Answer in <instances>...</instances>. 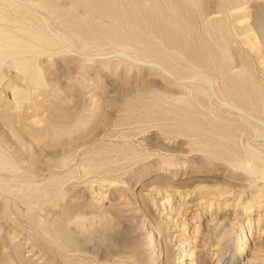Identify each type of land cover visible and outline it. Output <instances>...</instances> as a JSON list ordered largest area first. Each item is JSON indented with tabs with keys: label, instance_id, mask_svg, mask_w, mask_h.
<instances>
[{
	"label": "rangeland",
	"instance_id": "1",
	"mask_svg": "<svg viewBox=\"0 0 264 264\" xmlns=\"http://www.w3.org/2000/svg\"><path fill=\"white\" fill-rule=\"evenodd\" d=\"M247 10L251 42L237 38L232 47L264 87V0ZM90 51L40 55L46 84L21 106L12 87L29 89V79L11 59L1 67L0 151L18 168L0 170L10 186L1 191L0 182V264H264V179L191 155L183 135L133 122L129 85L149 79L160 87L162 77L148 66L130 77L111 72L100 62L116 57ZM242 139L264 151V136ZM127 145L142 154L90 166ZM40 221L63 227L68 247Z\"/></svg>",
	"mask_w": 264,
	"mask_h": 264
},
{
	"label": "bare ground",
	"instance_id": "2",
	"mask_svg": "<svg viewBox=\"0 0 264 264\" xmlns=\"http://www.w3.org/2000/svg\"><path fill=\"white\" fill-rule=\"evenodd\" d=\"M249 1L0 0V83L6 78L1 67L11 59L33 85L26 90L17 84L12 87L21 106L32 91L45 86L36 61L50 51L69 52L73 57L77 51L90 56L88 51L95 50V55L114 56L112 64L110 59L101 65L114 73L123 68L127 77L136 69L140 75L143 66H148L165 85L159 87L149 79L129 85L134 98L127 108L137 112L133 122H151L164 132L183 135L191 140V155L223 159L264 179V151L250 142L242 143L245 132L264 136V130L256 126L258 115L264 116V87L247 63L236 60L232 47L237 38L251 42ZM136 147L107 152L94 158L90 166L125 159L139 150ZM3 153L0 170H16L17 165ZM16 181L20 184L22 180ZM0 182L1 191L10 188L7 178L0 177ZM42 190L46 196L53 189ZM40 224L68 247L63 227ZM215 264L228 262L222 257Z\"/></svg>",
	"mask_w": 264,
	"mask_h": 264
}]
</instances>
